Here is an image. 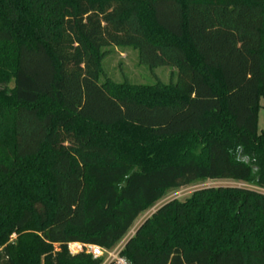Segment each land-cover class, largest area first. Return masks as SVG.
<instances>
[{"label":"trees","instance_id":"1","mask_svg":"<svg viewBox=\"0 0 264 264\" xmlns=\"http://www.w3.org/2000/svg\"><path fill=\"white\" fill-rule=\"evenodd\" d=\"M171 67L164 96L112 92L102 49ZM264 0H0V264H264ZM16 239L10 242V236Z\"/></svg>","mask_w":264,"mask_h":264},{"label":"rangeland","instance_id":"2","mask_svg":"<svg viewBox=\"0 0 264 264\" xmlns=\"http://www.w3.org/2000/svg\"><path fill=\"white\" fill-rule=\"evenodd\" d=\"M103 56L100 62L99 82L108 83L112 92H127L136 96L162 98L165 87L172 86L177 79V70L171 67L149 68L139 62L138 51L131 46L106 47L102 50ZM257 129L264 132V98L259 100L257 112ZM219 187H243L252 188L247 183L234 182L232 180H206L192 183L177 190L167 191L161 199L150 209L142 213L133 223L127 234L120 240L110 252H116L128 236H133L136 228L145 220L150 219L155 211L167 202L178 200L184 202L190 199L194 192L201 189ZM16 239V235L10 236V242ZM68 250L71 255L81 253L79 249L70 244ZM85 253L88 254L87 251ZM98 259L101 264H115L107 255Z\"/></svg>","mask_w":264,"mask_h":264},{"label":"built area","instance_id":"3","mask_svg":"<svg viewBox=\"0 0 264 264\" xmlns=\"http://www.w3.org/2000/svg\"><path fill=\"white\" fill-rule=\"evenodd\" d=\"M73 246L79 249L81 252L85 249L88 254H91L94 258L107 255L115 264H128L123 258L119 257L118 251L112 253L110 250H104L96 246H82L80 244H73Z\"/></svg>","mask_w":264,"mask_h":264},{"label":"crops","instance_id":"4","mask_svg":"<svg viewBox=\"0 0 264 264\" xmlns=\"http://www.w3.org/2000/svg\"><path fill=\"white\" fill-rule=\"evenodd\" d=\"M258 191H261V192H263L264 193V189H261V190H258ZM139 227V226H138ZM137 227V228H138ZM136 228V229H137ZM125 237V236H124ZM123 237V238H124ZM132 236H128V237H126V239L123 241V244H121V246L118 248V252L120 253L121 252V250L124 248V245L126 244V242L131 238ZM122 240V239H121Z\"/></svg>","mask_w":264,"mask_h":264}]
</instances>
